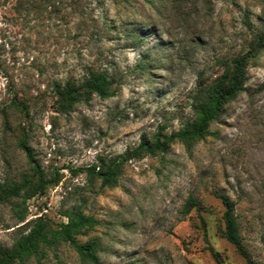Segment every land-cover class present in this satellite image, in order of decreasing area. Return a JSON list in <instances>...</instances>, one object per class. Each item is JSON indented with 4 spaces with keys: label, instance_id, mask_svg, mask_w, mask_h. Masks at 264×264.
Returning <instances> with one entry per match:
<instances>
[{
    "label": "rangeland",
    "instance_id": "1",
    "mask_svg": "<svg viewBox=\"0 0 264 264\" xmlns=\"http://www.w3.org/2000/svg\"><path fill=\"white\" fill-rule=\"evenodd\" d=\"M48 1L29 11L0 0V184L35 183L36 170L60 175L24 205L22 195L0 203V246L11 247L36 218L56 226L78 210L98 222L77 240L95 242L99 264H246L223 237L218 192L235 202L243 243L264 264V49L249 64L245 90L189 147L175 142L125 163L113 188L78 172L142 135L192 121L197 84L264 31V0ZM88 67L107 72L113 95L57 112L53 82L79 80ZM23 136L34 163L17 147ZM190 197L198 206L185 214ZM25 264L93 263L62 243Z\"/></svg>",
    "mask_w": 264,
    "mask_h": 264
},
{
    "label": "trees",
    "instance_id": "2",
    "mask_svg": "<svg viewBox=\"0 0 264 264\" xmlns=\"http://www.w3.org/2000/svg\"><path fill=\"white\" fill-rule=\"evenodd\" d=\"M17 8L24 5L28 10L38 7L48 0H15ZM76 3L78 0H70ZM250 26V22L247 23ZM264 49V31L255 33L248 43L246 53H240L231 59L220 61L222 72L209 83H198L190 99L191 110L194 115L192 121H186L185 125L175 133L165 134L158 131L151 138L142 135L137 146L125 150L122 154L112 157L106 161L92 163L84 170L90 177L100 179L102 188H113L117 186L121 167L134 159L144 156H157L167 153L168 148L175 142H180L189 147L195 140L200 139L207 131L208 126L216 121L223 107L233 101L239 93L245 90L244 83L250 62L258 52ZM113 81L105 70L88 67L79 80L72 77L66 80H55L53 92L56 99V110L59 113H69L75 105L86 102L93 95L100 99H108L113 93ZM12 99H18L15 94ZM18 106V103H15ZM17 147L24 152L28 161L34 163V157L28 147L27 139L23 136L17 141ZM73 173H76L72 170ZM38 181L33 183L29 178L22 177L19 182L0 184V203L22 195V205L36 194H42L49 185L59 182L60 175L46 179L42 171L36 170ZM223 207V237L234 246L237 253L245 260L246 264H260L252 259L247 247L243 243L240 234V223L235 213V202L224 193H213ZM15 206V205H14ZM198 206V202L190 197L184 207L185 214ZM17 220L24 221L26 208L17 211ZM66 218L64 223L53 226L48 219L36 218L33 226L27 233H22L11 247L0 246V264H25L31 258L40 262L45 258L47 251L52 250L60 244H69L78 254L81 260L99 264L95 252L97 250L94 241L80 243L78 236H82L87 230L93 228L98 222L91 216H86L78 210H72L63 214ZM211 255L216 258L212 247H208Z\"/></svg>",
    "mask_w": 264,
    "mask_h": 264
}]
</instances>
